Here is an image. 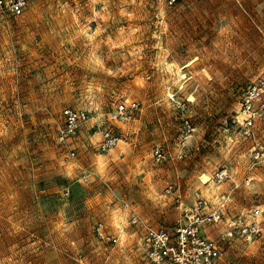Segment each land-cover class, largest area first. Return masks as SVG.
Returning <instances> with one entry per match:
<instances>
[{"label": "rangeland", "instance_id": "1", "mask_svg": "<svg viewBox=\"0 0 264 264\" xmlns=\"http://www.w3.org/2000/svg\"><path fill=\"white\" fill-rule=\"evenodd\" d=\"M262 67L264 0H31L20 15L0 11V264H135L145 227L171 229L197 195L205 210L223 202L225 219L264 204V158L251 151L264 145V116L251 136L231 120ZM124 99L140 106L120 124ZM66 106L91 115L74 157L55 140ZM92 118L117 132L109 151ZM184 118L194 132L178 157ZM222 167L229 177L217 182ZM168 184L177 193L165 196ZM97 221L124 246L97 239ZM221 225L203 228L221 264H264V236L222 239Z\"/></svg>", "mask_w": 264, "mask_h": 264}, {"label": "built area", "instance_id": "2", "mask_svg": "<svg viewBox=\"0 0 264 264\" xmlns=\"http://www.w3.org/2000/svg\"><path fill=\"white\" fill-rule=\"evenodd\" d=\"M31 0H0V11L10 15H20ZM167 5H174L178 0H163ZM173 105L185 111L188 105L184 101L175 100ZM139 102L124 99L114 104V118L120 122L132 120L138 110ZM239 112L243 114L233 117L232 122H239L241 132L245 136H251L253 126L257 118L264 116V67L243 88ZM61 123L57 127L56 143L69 147L71 142L78 136L84 125L91 120L89 112L83 109L66 106L61 111ZM89 129L98 136L97 145L102 151H109L117 145L119 136L109 126H106L98 118H92ZM224 120L225 131L229 130L228 122ZM194 132V127L188 118L181 123L177 140L178 157H182ZM254 159L264 158V145L254 144L251 147ZM75 148L69 147V155L75 156ZM152 156L156 161L166 158L163 146H153ZM217 182L229 177L225 167L216 169L212 176ZM173 185L168 184L164 188V195L169 196L177 193ZM174 200L178 202L179 208L182 202L180 196L175 194ZM224 203L214 208H207V200L197 195L196 201L188 208H181L184 213L175 223L174 227L168 229L164 226H147L138 242L137 256H140L135 264H221L223 251L218 241L204 233L206 225L222 224L220 238H240L246 244H250L264 236V204L254 205L240 211L236 216L225 219L223 212ZM138 221L134 216L130 223ZM97 239L116 244L118 237L109 232L103 221H97L93 228ZM80 263L81 259H79Z\"/></svg>", "mask_w": 264, "mask_h": 264}, {"label": "crops", "instance_id": "3", "mask_svg": "<svg viewBox=\"0 0 264 264\" xmlns=\"http://www.w3.org/2000/svg\"><path fill=\"white\" fill-rule=\"evenodd\" d=\"M119 140H120V139H119ZM121 230H122V231H120V232H123V229H121ZM108 231H109V230H108ZM203 231H204V230H203ZM109 232H110V231H109ZM204 233L207 234V232H205V231H204ZM113 234H114V233H113ZM207 235H208V234H207ZM116 236L118 237L119 240H118V242H117L116 244H113V245H118L120 248H122V247L124 246V241H125L126 239L123 240V239L121 238V237H124V235H122V234H118V235H116ZM209 236H210V235H209ZM137 249H138V243H137V246H136L135 253H136V254H139V252L137 253ZM122 250H123V249H122ZM122 250H121V251H122ZM123 252H124V251H123ZM123 252H122V253H123ZM124 254H125V253H124ZM123 256H124V255H123ZM129 256H130V255H125L123 258H124V259H128ZM135 257H136V256H135ZM137 258L139 259L140 256H137ZM138 259H137V260H138ZM81 262H82V261H81ZM127 264H128V263H127Z\"/></svg>", "mask_w": 264, "mask_h": 264}, {"label": "bare ground", "instance_id": "4", "mask_svg": "<svg viewBox=\"0 0 264 264\" xmlns=\"http://www.w3.org/2000/svg\"><path fill=\"white\" fill-rule=\"evenodd\" d=\"M179 69V68H178ZM191 99V98H190ZM242 114V113H241ZM243 115V114H242ZM243 117V116H242ZM118 123H120V124H125L126 122H118ZM119 141V140H118ZM118 143V142H117ZM113 148V147H112ZM200 178H201V182H203V183H206V182H208L209 180H211V177L208 175V174H205V173H203L201 176H200Z\"/></svg>", "mask_w": 264, "mask_h": 264}]
</instances>
